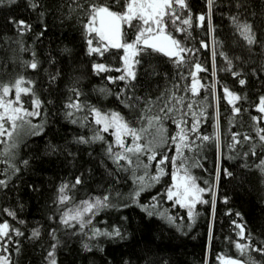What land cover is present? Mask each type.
Here are the masks:
<instances>
[{
    "label": "trees",
    "instance_id": "obj_1",
    "mask_svg": "<svg viewBox=\"0 0 264 264\" xmlns=\"http://www.w3.org/2000/svg\"><path fill=\"white\" fill-rule=\"evenodd\" d=\"M181 1L182 60L141 39L128 71L90 26L130 0H0V105L35 127L0 137V264H264V0Z\"/></svg>",
    "mask_w": 264,
    "mask_h": 264
},
{
    "label": "rangeland",
    "instance_id": "obj_2",
    "mask_svg": "<svg viewBox=\"0 0 264 264\" xmlns=\"http://www.w3.org/2000/svg\"><path fill=\"white\" fill-rule=\"evenodd\" d=\"M164 1L165 0H159V3L157 5L160 9V14ZM175 1L178 4L183 5L181 0ZM144 3V0H130L128 8L126 9L127 14H130L132 18H136L137 21L139 20L138 22H140V24L142 25V27L140 28V32L144 30L143 33H139L136 35V40L134 42L124 43L122 34L120 36H113L104 26L98 25L96 22L93 23L92 26H90V30L96 35L99 43V48L96 49L100 50L101 48L120 47L123 50V66L128 71H131L132 69L134 57L137 51L136 45L138 41L141 39L144 40L152 31H163L165 29L162 22L158 21L154 24L146 22L144 15L141 13V8L143 7ZM205 16H207L208 19L207 22L209 26V32H211L209 9L207 10V14L205 13ZM129 21L131 20H126V27L129 26ZM197 86L198 84H196V87ZM1 109L0 137L2 134L6 135L5 144L2 150H5V148L8 146L5 152L11 153V151H13L25 137H27L31 132L35 130V127L30 125V122L28 121V119H26L27 117H24L25 120H18L15 123L14 127L13 119H15V117L17 119L18 116L24 114V109L19 108V105H17L15 102L7 105H0V110ZM114 123V127L119 130V124L116 121H114ZM168 197L190 211L200 200V192L190 179L181 175H176L174 177L173 184L168 191ZM96 204H98V202L86 203L81 208L74 210L73 215L87 212L89 213L91 208Z\"/></svg>",
    "mask_w": 264,
    "mask_h": 264
},
{
    "label": "flooded vegetation",
    "instance_id": "obj_3",
    "mask_svg": "<svg viewBox=\"0 0 264 264\" xmlns=\"http://www.w3.org/2000/svg\"><path fill=\"white\" fill-rule=\"evenodd\" d=\"M145 3L143 7L141 8V13L144 15L145 20L147 23H155V22H162L165 29L161 31L162 33H166L169 35L171 39V46L174 48L176 56L179 61L182 60V49L181 47V41L178 39V35H180L178 24H181V19L179 18L178 14L182 12L183 5L178 4L175 0H165L162 6V11L160 14V9L157 6L159 3V0H144ZM115 14V13H114ZM119 20H120V28L118 36H120L123 32V29L125 28V21L131 20V21H137L136 18H132L130 14H123L118 15L115 14ZM207 22V18L204 14H199L197 18L194 19V28H196V32L200 31L201 29H204V26ZM103 26V25H102ZM105 27V26H104ZM106 28V27H105ZM107 29V28H106ZM108 30V29H107ZM111 34V33H110ZM206 36H202L200 39H198V42L201 45L202 51L206 50Z\"/></svg>",
    "mask_w": 264,
    "mask_h": 264
},
{
    "label": "water",
    "instance_id": "obj_4",
    "mask_svg": "<svg viewBox=\"0 0 264 264\" xmlns=\"http://www.w3.org/2000/svg\"><path fill=\"white\" fill-rule=\"evenodd\" d=\"M96 21L98 25L105 26L113 36L118 35L120 28V20L113 12L107 9H99L96 13ZM170 43H171V39L168 34L157 32L146 37L143 40L142 45L145 48L159 52L165 57L172 58L176 56V53ZM223 264H248V263L238 258H229L226 259Z\"/></svg>",
    "mask_w": 264,
    "mask_h": 264
},
{
    "label": "bare ground",
    "instance_id": "obj_5",
    "mask_svg": "<svg viewBox=\"0 0 264 264\" xmlns=\"http://www.w3.org/2000/svg\"><path fill=\"white\" fill-rule=\"evenodd\" d=\"M206 14H207V12H206Z\"/></svg>",
    "mask_w": 264,
    "mask_h": 264
}]
</instances>
